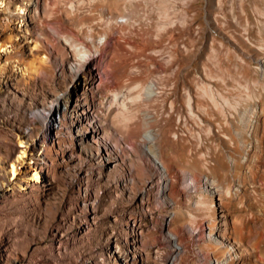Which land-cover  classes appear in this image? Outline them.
<instances>
[{
    "label": "rangeland",
    "instance_id": "1",
    "mask_svg": "<svg viewBox=\"0 0 264 264\" xmlns=\"http://www.w3.org/2000/svg\"><path fill=\"white\" fill-rule=\"evenodd\" d=\"M119 1L0 0V264H216L221 255L200 259L168 231L185 227L191 244L187 227L219 202L235 219L252 214L224 190L243 185L231 161L264 162L249 136L264 110V0ZM19 25L49 63L30 55ZM66 35L108 71L92 95L71 82ZM232 235L264 259L254 232ZM193 245L214 252L207 239Z\"/></svg>",
    "mask_w": 264,
    "mask_h": 264
},
{
    "label": "bare ground",
    "instance_id": "2",
    "mask_svg": "<svg viewBox=\"0 0 264 264\" xmlns=\"http://www.w3.org/2000/svg\"><path fill=\"white\" fill-rule=\"evenodd\" d=\"M71 1V0H70ZM74 2V0H72ZM79 1V0H76ZM121 1V0H120ZM119 1V2H120ZM122 3V2H121ZM70 4V3H69ZM74 4V3H73ZM72 4V5H73ZM76 5V3H75ZM119 5V4H118ZM28 7V6H27ZM70 7V6H69ZM77 7V6H76ZM110 7V6H109ZM38 8V7H36ZM107 9V7H105ZM69 9V8H68ZM75 9V8H74ZM109 9V8H108ZM26 8H23V13H26ZM37 11V10H36ZM108 11V10H107ZM28 12V11H27ZM103 12V11H102ZM104 13V12H103ZM107 13V12H106ZM110 14V13H109ZM40 15V14H39ZM45 16V15H43ZM112 16V15H111ZM23 17V16H21ZM49 18V17H48ZM107 19V18H106ZM25 20V19H24ZM46 20V19H45ZM60 20V19H59ZM126 19L123 17H120L116 20L118 25H122V23L126 22ZM112 22V21H111ZM115 22V21H114ZM115 22V23H116ZM116 23V24H117ZM49 24V23H48ZM97 24V23H96ZM95 24V25H96ZM25 25V24H24ZM113 25V24H112ZM115 25V24H114ZM124 25V24H123ZM23 25L17 26V33L20 34L22 40H30L31 34L27 32L26 29L22 28ZM28 26V25H27ZM26 26V27H27ZM37 26V25H36ZM51 26V24H50ZM68 26V25H67ZM118 26V27H119ZM25 27V28H26ZM29 27V26H28ZM49 27V25H48ZM98 27V26H97ZM101 27V26H100ZM52 28V27H51ZM30 29V28H29ZM102 30V28H100ZM105 28H103L104 30ZM115 29V28H114ZM94 30V29H93ZM92 30V31H93ZM36 31V30H35ZM41 31V30H40ZM39 31V32H40ZM72 31V30H71ZM99 31V30H98ZM112 30L108 31L111 32ZM115 31V30H114ZM100 32V31H99ZM43 33V31H42ZM75 33V32H74ZM41 34V33H40ZM61 34V33H60ZM91 35V33H90ZM89 35V36H90ZM112 35V34H111ZM101 36V35H100ZM107 36H109L107 33H105L103 36H101V39H105ZM9 36L8 38H10ZM14 37V36H13ZM17 37V36H16ZM84 37V36H83ZM88 37V36H87ZM91 37V36H90ZM113 37V36H112ZM64 42L69 45L70 50L73 52V61L69 62V72H70V78L71 82L79 89L82 90V93L86 96L88 94H93L96 88V78L100 76V74L106 75L108 73L106 68L96 69L93 66L95 55L91 54L89 52V47L84 45H79L77 43H73L71 37L64 36ZM96 38V37H94ZM116 38V37H114ZM15 39V38H14ZM53 39V38H52ZM51 39V40H52ZM93 39V38H90ZM54 40V39H53ZM114 40V39H113ZM61 41V40H60ZM76 41V40H75ZM87 41V40H86ZM97 41V40H96ZM95 41V42H96ZM99 41V40H98ZM115 41V40H114ZM18 42V41H17ZM29 44V52L34 59H37L38 64H45L49 63L50 59L48 55H41V47H40V40L37 37H33L30 40ZM54 42V41H53ZM90 42V41H89ZM105 42V40H104ZM43 43V42H42ZM101 43V42H100ZM106 43V42H105ZM116 43V42H114ZM119 43V40H118ZM96 44V43H95ZM5 43H0V48H2ZM60 45V43H59ZM121 45V44H120ZM102 46V44H101ZM110 46V45H109ZM113 46V45H112ZM13 48L15 46H12ZM53 47V46H52ZM50 46V49H52ZM91 48V47H90ZM112 48V47H111ZM47 51V48L45 49ZM53 50V49H52ZM65 50V49H64ZM67 50V49H66ZM65 50V52H67ZM104 50V49H103ZM102 50V53H103ZM111 50V49H110ZM98 51V50H96ZM92 52V51H91ZM47 54V53H46ZM98 53H96L97 55ZM68 55V54H67ZM52 56V55H51ZM70 56V54H69ZM110 56V55H109ZM67 57V56H66ZM65 57V58H66ZM108 58V57H107ZM33 59V60H34ZM64 59V56H63ZM99 59V58H98ZM101 59V58H100ZM97 60V58H96ZM102 60V59H101ZM100 60V61H101ZM112 60V59H111ZM103 61V60H102ZM65 62V61H64ZM99 62V61H98ZM109 62V61H108ZM101 63V62H100ZM96 64V63H95ZM102 64V63H101ZM48 65V64H47ZM51 65V63H50ZM30 66V65H29ZM40 65H37L35 67H31V70L38 71ZM49 66V65H48ZM64 66V65H63ZM109 69V68H108ZM111 69V68H110ZM100 78V77H99ZM106 78V77H105ZM108 78V77H107ZM107 80V79H106ZM99 83V82H98ZM97 83V85H98ZM101 83V82H100ZM101 86V84H100ZM98 87V86H97ZM99 89V88H98ZM96 96V94H95ZM60 101V97L57 96L51 104L54 106L49 110V115H54L56 112V105ZM191 102V101H190ZM188 105L192 106L193 104L190 103ZM189 106V108H190ZM211 106H213L211 104ZM258 108V107H255ZM192 112V111H191ZM193 113V112H192ZM88 115V114H87ZM253 119L251 121V126L254 129V135L252 133L249 134L250 137L253 138L254 144L257 146V148L264 152V110H254L253 113ZM232 117V116H231ZM87 123L94 126L95 124H100L99 117L89 114V116L86 117ZM220 121V120H219ZM217 123V122H216ZM215 128V127H214ZM219 128V127H218ZM222 128V126H221ZM151 131V130H148ZM153 131V130H152ZM148 134V133H147ZM227 134V133H226ZM230 135V134H229ZM139 136V135H138ZM143 136V135H142ZM231 136V135H230ZM97 137H103L102 131L97 132ZM146 138V136H144ZM223 137V136H222ZM232 138V137H231ZM148 139V138H147ZM134 140V138H133ZM132 140V141H133ZM137 140V138H136ZM135 140V142H137ZM233 140V139H232ZM152 141V140H151ZM234 141V140H233ZM235 142V141H234ZM228 143V142H227ZM136 145V143H134ZM222 144V143H221ZM224 144V143H223ZM227 146V144H226ZM224 146V147H226ZM251 148L253 146H250ZM227 148V147H226ZM238 151V150H237ZM229 152V151H228ZM257 152V151H256ZM259 152V151H258ZM228 155V154H226ZM231 155V154H230ZM228 155V156H230ZM232 154L231 156H233ZM261 155H263L261 153ZM260 155V158L262 156ZM236 158V157H235ZM264 159V158H263ZM248 157L244 155L242 164L235 163L234 161H231V168H237V165H240L241 168L245 167V170L243 171L242 176V183L243 185L239 186L235 192L233 193L231 189L226 188L224 190L226 198L232 202L233 200L237 199L240 202H245V205L248 206L252 210V214L250 216H246V209L245 207L240 208V214L237 219L233 218L229 208L225 206L224 204L220 203L217 205V209H215L212 212L210 219H203L199 221L197 224L193 226H188L189 238L191 240V244L185 243V238L182 236L181 232H185V227L181 228L179 233H175L172 231H168L171 236H173V239L176 242V245L183 251L190 250L194 251L200 259H206L210 258V256L216 255L218 253L222 256V259L215 258L216 264H228L230 261H238L241 260L244 261L246 259L249 264H264V259L258 258L256 256L255 252V246L254 243H246L244 242L239 235L233 236V232H239L240 236L242 235V232L245 231L246 233L254 232V240L257 241H263L264 242V232L258 227V222L264 221V175H260L259 172H264V162L259 161L260 159H255L253 163H247ZM239 166V167H240ZM240 168V170H241ZM12 171L14 172V175L16 174V166L12 165ZM170 174V173H168ZM184 174V173H183ZM185 182H187L190 185H194L195 176L190 173L189 175H186V178L184 177ZM200 181V180H199ZM205 182V183H204ZM202 184V187L204 189H212V191L218 192L220 194V191L215 188L212 182L204 181ZM240 182V181H239ZM169 186L172 188V184L169 182ZM256 185H258V189L254 188ZM235 186V185H234ZM237 186V185H236ZM195 187V185H194ZM205 191V190H204ZM259 191L260 193V200L261 203H257V197L256 192ZM208 191V194H210ZM207 194V195H208ZM209 196V195H208ZM207 196V197H208ZM215 196V195H214ZM258 196V194H257ZM212 197V196H211ZM259 197V196H258ZM213 200V199H212ZM213 204V203H212ZM213 207V206H212ZM232 208V207H231ZM212 211V210H211ZM207 215V214H206ZM209 215V214H208ZM207 215V216H208ZM206 216V218H207ZM210 217V216H209ZM198 218V217H197ZM173 221V220H172ZM186 224V223H185ZM192 225V224H191ZM262 226V225H261ZM232 233V234H231ZM245 234V233H244ZM243 234V235H244ZM251 236V235H250ZM201 239H207L210 243H212V246L214 248V252L205 251L202 248L195 247L193 244L195 241H199ZM204 241V240H203ZM201 243V242H200ZM199 244V243H198ZM259 244V243H258ZM208 245V244H207ZM208 247V246H207ZM259 247V246H258ZM260 249V247H259ZM209 250V249H208ZM194 253V254H195ZM259 255V254H258ZM210 261V260H209ZM205 262V261H204ZM239 264V263H238ZM242 264V262H241Z\"/></svg>",
    "mask_w": 264,
    "mask_h": 264
}]
</instances>
